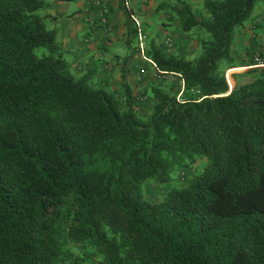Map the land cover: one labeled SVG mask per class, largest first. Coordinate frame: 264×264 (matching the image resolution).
<instances>
[{
    "label": "trees",
    "instance_id": "trees-1",
    "mask_svg": "<svg viewBox=\"0 0 264 264\" xmlns=\"http://www.w3.org/2000/svg\"><path fill=\"white\" fill-rule=\"evenodd\" d=\"M259 2L203 0L208 18L166 3L198 51L147 41L183 94L154 87L142 117L126 82L72 74L47 0H0V264H264V67L231 90L225 72Z\"/></svg>",
    "mask_w": 264,
    "mask_h": 264
},
{
    "label": "crops",
    "instance_id": "crops-1",
    "mask_svg": "<svg viewBox=\"0 0 264 264\" xmlns=\"http://www.w3.org/2000/svg\"><path fill=\"white\" fill-rule=\"evenodd\" d=\"M47 1L49 6L45 12L55 17V20L49 21L57 25L56 30L58 29L64 51L77 56V60H80V62H73V67L77 66L80 70L94 68V74L99 81L109 80L110 86L112 81L115 82L112 88L114 86L119 88L122 82H126L135 92L137 86L147 88L149 83H153L151 76L156 74L155 69L139 56L137 36L133 39L128 38L129 18H137L142 30L149 37L148 40H154L156 45H162L167 38H170L169 35H173L174 39L171 38V40L173 46L175 44L174 52L187 56L188 52L184 50L186 47L184 48L183 44L190 42V37L181 32L178 20L171 18L168 8L163 7L173 0H124V9L119 5L120 0H105L110 10L111 30L109 32L97 25L95 10L87 0ZM184 1L191 4L188 0ZM167 18L171 21H166ZM250 28L251 23H247L244 29L235 31L231 50L235 67L225 71L230 90L244 80L243 73L253 68L249 65V55L252 52ZM192 49L198 50L196 41H192ZM236 57L237 61H234ZM142 69L146 74L139 77L138 72ZM146 76L150 78L145 79L141 84L136 83L138 82V80L135 81L136 77L143 79Z\"/></svg>",
    "mask_w": 264,
    "mask_h": 264
},
{
    "label": "rangeland",
    "instance_id": "rangeland-1",
    "mask_svg": "<svg viewBox=\"0 0 264 264\" xmlns=\"http://www.w3.org/2000/svg\"><path fill=\"white\" fill-rule=\"evenodd\" d=\"M188 1L191 3L189 5L191 6L193 12H195L196 15L203 16L204 18H208V15L205 14V12L202 9L203 0H188ZM252 17H254L253 18V23L254 24L250 22L251 23V28L249 29V30H251V35H252V38H251L252 39L251 40L252 41V45H254L257 49H259L258 51H262L263 52V50H264V8H263V4H261L260 2L257 3V5L255 6V8L253 10ZM166 21H171V20H169L167 18ZM257 24H258V26H257ZM110 25H111V23H110ZM45 27L47 29H49V30H52V29H56L57 25H55L52 21L47 20L45 22ZM254 27H256V28H254ZM110 30H111V28H110ZM249 34H250V32H249ZM168 37H170V39H171V38H173V35H169ZM59 39H60V37H59ZM148 39H149V37L147 36V41L149 42L150 40H148ZM189 41L190 42H186L185 44H183V45H185L184 48L186 47V49H184V50H186V52H188L187 56H186L187 59L193 57L198 51L196 49H192L191 50V44H192V41H194V40L189 38ZM169 50L172 53H176V52H174L175 44H174V46H171V48H169ZM176 54H178V53H176ZM263 54H264V52H263ZM65 59L71 65H72L73 62H80V60H77V56H74L72 54H67L66 53L65 54ZM234 61H237V57L234 59ZM71 69H72V72H73L72 74H74V75H80V74L84 73L85 70H86V69L80 70V68H78L77 66L75 68L72 66ZM148 78H150V77L146 76L143 79H141L139 77H136L135 81L138 80V82L136 81V83L141 84V83H143V81L145 79H148ZM151 78H152V80L154 82L153 83L151 82V84L149 83L147 88L145 86H142V87L141 86H137L135 88V92L133 91L135 96H136V98L138 99L137 100V105H136V111L142 117H146L150 113V110H151V107H152V96H153L152 95V89L154 87H159L161 89H164V90H167V91H171L173 93H176L177 96H178L179 91H180V86L178 87L177 81L174 78L170 77V76H167L166 78H162V77H159L158 75H153V76H151ZM229 81L231 82V79H229ZM112 85H115L114 81H112L111 86ZM111 86H110V88L113 91L114 90L116 91L118 89L115 86L113 87L114 88L113 89ZM205 165H206V160L205 159H199L193 165L192 168L189 167L186 170V173H184L183 178H185V179H186V177L190 178L193 173L194 174L195 173H200L204 169ZM184 181L181 180L183 185H185ZM166 187H167V185H164V186L163 185L162 186L159 185L158 186L155 183H149L146 186L143 185L142 192H144L143 194L145 195V197L148 200L156 202V201H159L161 199V196H162V193H163L162 189L164 190ZM63 240H66L65 235L63 236ZM67 248L71 249L70 245H67ZM82 250H85L82 245H77L76 247L72 248V252L74 254H82L83 253Z\"/></svg>",
    "mask_w": 264,
    "mask_h": 264
},
{
    "label": "built area",
    "instance_id": "built-area-1",
    "mask_svg": "<svg viewBox=\"0 0 264 264\" xmlns=\"http://www.w3.org/2000/svg\"><path fill=\"white\" fill-rule=\"evenodd\" d=\"M87 1L91 5V7L95 10L97 25L104 31L109 32L111 28L110 10L105 0H87ZM131 19L134 21V23L137 26V50L139 56L143 61L147 62L155 69L154 63L145 56V51L147 49V35L142 30L138 20L135 17H132ZM164 44L170 47L172 45V40L170 38H167ZM254 61H255L254 62L255 65H253V67H264V61H262L258 55L255 56ZM138 73H139V77H143L146 74L144 69H142ZM155 73H156L155 75H158L160 77V75L156 72V69H155ZM182 86L183 84L180 81V91L177 96L179 99L182 97L183 94Z\"/></svg>",
    "mask_w": 264,
    "mask_h": 264
}]
</instances>
